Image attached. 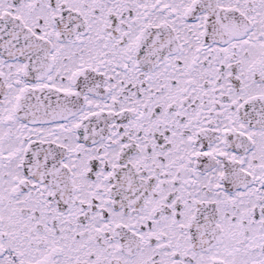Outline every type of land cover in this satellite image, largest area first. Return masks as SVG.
<instances>
[{"label":"snow or ice","instance_id":"1","mask_svg":"<svg viewBox=\"0 0 264 264\" xmlns=\"http://www.w3.org/2000/svg\"><path fill=\"white\" fill-rule=\"evenodd\" d=\"M0 264H264V0H0Z\"/></svg>","mask_w":264,"mask_h":264}]
</instances>
